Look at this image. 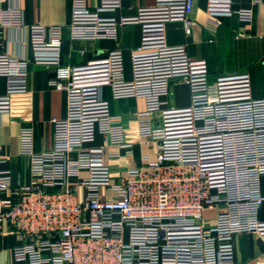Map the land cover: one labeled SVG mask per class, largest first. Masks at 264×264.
I'll return each mask as SVG.
<instances>
[{
  "label": "built area",
  "instance_id": "1",
  "mask_svg": "<svg viewBox=\"0 0 264 264\" xmlns=\"http://www.w3.org/2000/svg\"><path fill=\"white\" fill-rule=\"evenodd\" d=\"M193 5L155 0L116 19L104 14L119 10L121 0H97L94 10L86 0H70L64 27L71 39L115 40L120 26L142 27L130 80L116 48L108 51L104 79L77 83L81 67L58 60L64 27H28L35 62L49 71L48 85L66 93V116L52 120L47 151H35L33 127L20 128L28 185L12 186L8 172L0 171V234L19 241L11 264H239L234 238L260 231L264 97L253 95L249 74L210 81L206 61L191 58L187 43H166L167 22H180L190 35ZM235 14L250 22L253 10ZM219 24L208 16L204 27L215 33ZM24 27L21 9L0 0V115L10 112L12 95L28 91V61L4 49L6 32ZM103 83L113 99L144 101L127 126L111 113ZM176 83L188 87L187 106L167 102ZM135 146L147 150L143 166L132 162Z\"/></svg>",
  "mask_w": 264,
  "mask_h": 264
},
{
  "label": "crops",
  "instance_id": "2",
  "mask_svg": "<svg viewBox=\"0 0 264 264\" xmlns=\"http://www.w3.org/2000/svg\"><path fill=\"white\" fill-rule=\"evenodd\" d=\"M154 3L155 0H121L119 10L104 16L116 19L131 16L138 8ZM11 4L21 9L25 27L6 32L4 49L28 61V91L12 95L10 112L0 115V171L8 172L12 186H24L31 182V173L29 159L20 151V128L33 127L35 151H47L53 146L52 120H62L66 116V93L48 85L49 71L41 62H35L28 27L36 22L46 27H64L70 18V0H11ZM86 5L94 10L97 0H86ZM239 9H252V20L241 21L235 14ZM208 16L220 23L215 33L204 27ZM192 17L196 25L190 35H186L180 22H167L164 26L166 43H187L191 58L206 61L210 81L220 75L249 74L253 95L264 97V2L255 5L251 0H194ZM141 35L142 27L134 23L120 26L115 40H75L64 27L58 60L62 66L81 67L76 81L89 84L104 79L108 51L118 48L123 57L124 77L130 80L131 55L139 47ZM102 89L111 113L120 116L122 125L127 126L144 110L143 100L113 99L108 85L103 83ZM4 92L5 80L0 79V94ZM167 102L173 107L187 106L188 87L173 84ZM101 142L97 135L95 144ZM143 153H147L145 148L134 147L132 162L136 166H143L140 160ZM148 154L150 159L155 158L154 146ZM259 181V190L264 196V175ZM257 217L260 222L258 234H241L234 238L235 259L239 264H264V203ZM18 244L15 235L0 234V264H11V250Z\"/></svg>",
  "mask_w": 264,
  "mask_h": 264
}]
</instances>
